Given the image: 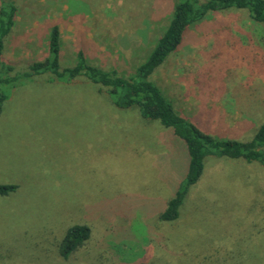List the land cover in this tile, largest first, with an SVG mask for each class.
I'll return each mask as SVG.
<instances>
[{"label": "rangeland", "instance_id": "1", "mask_svg": "<svg viewBox=\"0 0 264 264\" xmlns=\"http://www.w3.org/2000/svg\"><path fill=\"white\" fill-rule=\"evenodd\" d=\"M176 1L0 0L17 7L3 44L12 69L0 63L10 78L0 84V183L17 185L0 194V264H264L263 164L208 155L178 218L162 220L187 172L183 139L84 75H24L47 56L56 23L61 68L81 51L134 77ZM150 79L205 131L249 141L264 122V22L246 9L215 12ZM77 224L90 237L65 257L60 243Z\"/></svg>", "mask_w": 264, "mask_h": 264}, {"label": "trees", "instance_id": "2", "mask_svg": "<svg viewBox=\"0 0 264 264\" xmlns=\"http://www.w3.org/2000/svg\"><path fill=\"white\" fill-rule=\"evenodd\" d=\"M0 8V63L5 70L12 65L5 63L4 39L15 24L17 7L13 3H1ZM248 10L250 17L264 22V0H179L176 1L171 19L159 37L149 56L137 67L134 77H124L115 69L106 70L89 63L81 51L79 62L71 67H60L61 32L58 24L51 25L47 40V56L44 60L31 64L24 75L51 71L60 80H69L78 75L88 77L92 82L107 88L114 102L120 107L137 105L145 118L159 120L165 127L183 139L189 154V164L185 177L180 182L175 194L169 199L165 209L160 213L162 220H174L180 214L191 186L201 177L205 158L208 155L244 158L247 161H259L264 165V122L258 127L254 137L249 141L234 138H219L205 131L196 119H189L180 114L172 101L166 97L160 87L150 79L154 70L175 51L182 40L184 32L190 25L200 22L215 12L230 10ZM13 78V77H11ZM10 82V78L0 77V84ZM5 95L0 87V103ZM17 188L15 184L0 183V194H7ZM90 227L77 224L69 228L60 243V253L68 256L71 251L82 245L90 237ZM138 264H148L139 261Z\"/></svg>", "mask_w": 264, "mask_h": 264}, {"label": "crops", "instance_id": "3", "mask_svg": "<svg viewBox=\"0 0 264 264\" xmlns=\"http://www.w3.org/2000/svg\"><path fill=\"white\" fill-rule=\"evenodd\" d=\"M59 26V25H58ZM60 28V27H59ZM60 32H61V29H60ZM248 89H250L248 86H247V88H246V86H245V92L247 91V92H250V90H248ZM261 89V88H260ZM244 92V93H245ZM183 115V114H182ZM185 116V115H184ZM185 117H187L188 118V116H185ZM190 118V117H189ZM235 123V122H234Z\"/></svg>", "mask_w": 264, "mask_h": 264}]
</instances>
